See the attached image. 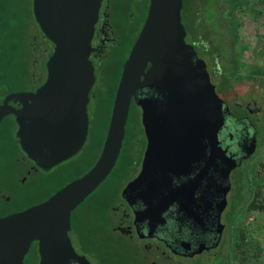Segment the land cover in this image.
<instances>
[{"label": "water", "instance_id": "1", "mask_svg": "<svg viewBox=\"0 0 264 264\" xmlns=\"http://www.w3.org/2000/svg\"><path fill=\"white\" fill-rule=\"evenodd\" d=\"M100 2L31 0L33 18L52 49L42 82L33 90L7 92L0 119L13 114L18 144L38 167L71 156L86 137V104L94 80L88 53ZM181 5L182 0H148L121 65L97 157L86 171L44 199L0 215V264H20L34 239L41 254L38 264H58L59 253L77 257L67 234L70 212L111 170L131 97L141 109L146 145L141 167L125 188L145 178L152 182L154 170L163 180L168 171L186 168L205 148L206 165L212 164V154L220 149L217 133L226 105L214 90L204 60L184 40Z\"/></svg>", "mask_w": 264, "mask_h": 264}, {"label": "flooded vegetation", "instance_id": "2", "mask_svg": "<svg viewBox=\"0 0 264 264\" xmlns=\"http://www.w3.org/2000/svg\"><path fill=\"white\" fill-rule=\"evenodd\" d=\"M145 4L147 8L148 0ZM124 5H127L126 2H124ZM144 5H141L140 14L135 15L137 16L136 20H134L133 13L125 17L122 41L114 34L115 28L111 22L116 12H114V0H101L88 53L93 66L94 80L88 91L87 115L89 112L88 102L90 97L95 94L93 86L96 84V70L101 65L109 47H118L124 44L123 52L117 62V64L120 62L121 70V65L139 30H136V27L143 16ZM193 15L198 17L196 11ZM183 26L185 28L184 40L191 43L196 55L204 60L214 90L226 105L223 123L217 133L220 149L212 154V164L208 166L206 165L208 151L205 148L202 154L198 157L195 156L186 168L168 171L163 180L159 178V171L154 170L152 172V182L145 178L125 188L127 181L133 178L141 167V159L146 145V135L140 120L141 109L131 97L129 107L134 102V119L136 120L139 136L136 137V140L133 139V136H131L132 139L126 138L125 145L127 151L129 150L131 154V163H133L134 169L120 186L116 199L107 205L109 212L108 225L118 233L125 245L123 246V258L111 259L96 254L88 246H84L83 239L78 233L74 237L76 241L74 243L68 229L67 234L72 250L77 257L85 259L89 264H200L203 257H223L229 253L228 251L225 253L224 246L229 248L231 243L233 237L232 224L239 207L238 203L234 204L238 198L236 180L243 176L240 167L244 166V163L250 160L255 153L259 141L258 129L260 124L264 123V120L262 121L264 117L261 114V108L255 105L253 99L239 102L235 96L236 94L230 98L223 95L225 85L230 84L228 80L230 78L224 74L222 66L213 57L218 53L213 56L209 55L212 51L214 52L210 49L212 43L207 38L204 40L202 31L198 30L193 35L184 24ZM131 37L132 40H130ZM44 38L47 41L46 43L37 45L35 48L32 44V48L36 51V55L32 60L34 82L27 90H33L44 79L45 62L43 63V60H46L52 49V43L46 37ZM231 62H233L232 59ZM142 90L150 92L144 88ZM6 93L0 92V103ZM8 103L12 102L8 101ZM14 105L18 106L19 104L14 103ZM7 116L13 117V114L6 113L1 117L0 130L2 129V121ZM15 126L17 127L16 122ZM127 126L126 118L124 135L127 134ZM124 135L120 149L123 146ZM10 144H14L19 148L20 154H16L14 157L18 168L16 175L18 184L31 182L39 177L41 173H47L53 166L47 168L36 166L32 159L22 151L16 136ZM228 166L227 174H224ZM53 175H56L55 171L51 172L49 178L51 179ZM226 180L228 182L227 186H225ZM58 186L60 185H57L55 189ZM242 191L244 197V190ZM0 197L5 202L10 199L9 195H6L2 190H0ZM45 197L43 196L37 201ZM35 202L21 205L0 215L21 209ZM56 256H59V259L56 260L58 264H84L68 252L65 254L59 253ZM40 257L41 254L34 239L28 244L20 264H38Z\"/></svg>", "mask_w": 264, "mask_h": 264}, {"label": "rangeland", "instance_id": "3", "mask_svg": "<svg viewBox=\"0 0 264 264\" xmlns=\"http://www.w3.org/2000/svg\"><path fill=\"white\" fill-rule=\"evenodd\" d=\"M246 1V6L243 4L233 13H229L228 0H201V2L200 0H182L181 20L184 24H188L196 11L201 23L199 30L203 32L204 40L207 38L212 43L210 49L218 52V55H214V59L222 66L224 74L229 76L228 80L237 90L235 95L237 101L253 99L255 105L261 108V114L264 117V0ZM124 2L129 6L126 7ZM145 2L146 0H114V12H116L111 22L118 39L122 40L125 17L132 13L134 16L139 15L141 5ZM197 3L199 4L196 5ZM254 7L260 9L257 14L252 11ZM136 18L137 16L134 20ZM44 42L47 41L31 12V0H0V92L30 88L34 82L32 76V60L36 55L34 48ZM123 45L109 47L101 65L95 72L96 84L93 86L95 94L88 102L89 117L84 142L74 154L53 165L47 173L45 172L46 175L41 173L31 182L17 183L18 168L14 157L20 153L16 145L10 144L16 136V126L12 116H7L2 121L0 190L9 195L10 199L5 202L0 197V214L49 195L57 185L61 186L91 166L106 123L109 107L107 89L110 79L114 76L118 58L123 52ZM234 56H238L239 61L250 64L253 69L256 68L261 73H252L250 68H244V65L239 67L237 64H232L231 59L233 60ZM244 73L250 75L246 76ZM262 73L263 76H261ZM126 130L128 139H132L131 136H133L136 140L139 136L134 118L128 122ZM133 158L135 163V155ZM262 160H264V136L251 159L240 167L243 175L247 170L248 179L253 186L255 182H263L260 190L264 195V167L260 165ZM133 166V163L126 164V158L118 153L106 177L88 197L73 208L70 214L69 234L74 243L76 242L74 237L78 233L83 239L84 246H88L96 254L111 259L123 258V246L125 245L118 233L108 225L107 205L116 199L120 186L133 172ZM54 171L56 175L50 179L49 176ZM259 175L263 176V180ZM247 186L245 179L243 182L244 202L238 208L232 224L231 243L237 238L238 231L243 229L248 238L258 242L257 249L264 256V208L257 209L247 206L251 196ZM231 243L229 248L224 247L225 253L229 252ZM200 261H202L200 264H213V260L208 261L207 257H203ZM235 263L236 260L233 259L231 264Z\"/></svg>", "mask_w": 264, "mask_h": 264}, {"label": "trees", "instance_id": "4", "mask_svg": "<svg viewBox=\"0 0 264 264\" xmlns=\"http://www.w3.org/2000/svg\"><path fill=\"white\" fill-rule=\"evenodd\" d=\"M263 1V0H262ZM246 0H229V13H233L234 10H236L238 7H241V5H245L246 6ZM145 9H146V4L144 5V11H143V16L141 17L136 30L139 29L140 24L144 18V13H145ZM252 11L254 14H257L260 9L259 8H252ZM184 24V23H183ZM186 28L189 29L190 33L195 35L199 28H200V21L197 17H192L191 21L187 24H184ZM41 32V31H40ZM42 33V32H41ZM32 37V35H31ZM45 37V36H44ZM132 40V37L131 39ZM238 40V37H237ZM218 53L217 51H212L211 53H209L210 56H213L214 54ZM50 54V53H49ZM216 56V55H215ZM214 57V56H213ZM232 64H237V66H241L244 65V68H250L249 70L252 73H258L260 74L261 72H258V70L256 68L253 69V67L250 66V64H245L244 62L239 61L238 56H234L233 57V62ZM116 70H114V76L112 79H110V83H109V88L107 89V91L109 92V107H108V111H107V117H106V123H105V127L102 133V136L99 140V145L95 154V158L99 152L103 137H104V133H105V129H106V124H107V120H108V116H109V111H110V106H111V101H112V97H113V93H114V89L118 80V75H119V71H120V62L117 64ZM245 74V73H244ZM246 76L250 75V74H245ZM261 76H263V73L261 74ZM230 84H226L225 85V90H224V94L226 96V98H230L233 97L234 94H236L237 90H235V88L233 87V85H231V82L229 81ZM135 105L134 102L131 103L129 109H128V113H127V123L132 121V119L135 116ZM263 121V119H262ZM127 125V124H126ZM258 133H259V141L258 144L261 141V138H263L264 136V123L260 124V128L258 129ZM126 134L124 135V142H123V146L121 147L119 153L122 154V157L126 158V164H131V154L129 153V150L127 151V146L125 145L126 143ZM262 167H264V160H262L261 164ZM246 170V167H244ZM260 176V175H259ZM260 178L262 179L263 176H260ZM246 179L247 184H248V191L249 194H251L250 196V200L247 204V206L249 207H253V208H257V209H263L264 208V195L261 192V185H262V181L261 182H255V185L253 186L247 176V170L245 171L244 175L239 178H237L236 180V191L238 194V198L237 201L234 203H238V206L240 207L242 205V203L244 202V197H243V182ZM263 180V179H262ZM92 193V192H91ZM90 193V194H91ZM90 194H88L86 197H88ZM85 197V198H86ZM238 207V208H239ZM72 212V211H71ZM255 241V242H254ZM258 247V242L256 240H252L250 238H248L246 236V233L243 229L238 231L237 234V238H235L233 240V242L231 243V247L229 249V253L227 255H224L223 257H208L207 260L208 261H212L213 260V264H231V261L233 259L236 260L237 264H264V256L263 254L257 249ZM255 257V258H254ZM255 261V262H254ZM235 263V264H236Z\"/></svg>", "mask_w": 264, "mask_h": 264}]
</instances>
